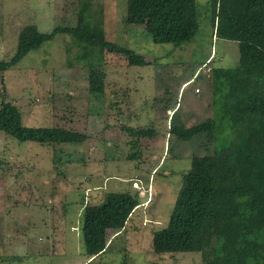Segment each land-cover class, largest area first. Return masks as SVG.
<instances>
[{
    "label": "rangeland",
    "instance_id": "rangeland-1",
    "mask_svg": "<svg viewBox=\"0 0 264 264\" xmlns=\"http://www.w3.org/2000/svg\"><path fill=\"white\" fill-rule=\"evenodd\" d=\"M195 1L198 32L179 48L152 43L150 20L127 17L126 0L91 1L87 19L100 20L106 41L141 55L149 63L145 67L128 66L111 54H104L102 66L87 67L77 58L74 40L56 35L0 73V100L3 94L15 105L24 126L72 130L88 138L52 148L0 132V264H80L82 206L95 205L110 192L136 190L140 205L124 230L107 254L86 264H204L192 253L156 256L151 250L152 234L168 222L190 157L213 150L210 136L179 143L170 139L169 127H191L212 117L211 69L238 62L237 44L213 34L208 0ZM79 4L0 0V61L14 55L27 25L42 33L74 27ZM92 79L102 81L101 96L89 92ZM126 126H152L158 134L142 141L139 159H130L137 149L129 145ZM13 255L25 257L7 263Z\"/></svg>",
    "mask_w": 264,
    "mask_h": 264
},
{
    "label": "trees",
    "instance_id": "trees-1",
    "mask_svg": "<svg viewBox=\"0 0 264 264\" xmlns=\"http://www.w3.org/2000/svg\"><path fill=\"white\" fill-rule=\"evenodd\" d=\"M91 1L79 0L74 27H55L49 33L39 32L35 25L23 27L14 55L0 61V73L56 35L74 40L77 58L87 67L102 66L104 54L123 57L128 66L149 65L134 51L106 41L101 21L87 19ZM206 7L215 37L237 44L238 62L234 68L211 69L212 117L191 127H169L170 139L179 143L199 134L210 136L213 150L190 157L168 222L152 234L151 250L156 256L192 253L204 264H264V0H208ZM126 16L150 20L152 43L175 48L190 43L199 28L195 0H126ZM89 92L101 96L102 81L89 80ZM122 130L132 137L131 148L137 149L130 159H139L142 141L158 135L152 126ZM0 132L19 142L52 148L80 145L88 139L72 130L24 126L18 109L3 94ZM139 205L136 190L110 192L99 205L84 206V255L93 260L107 254ZM5 260L14 263L21 257Z\"/></svg>",
    "mask_w": 264,
    "mask_h": 264
},
{
    "label": "crops",
    "instance_id": "crops-1",
    "mask_svg": "<svg viewBox=\"0 0 264 264\" xmlns=\"http://www.w3.org/2000/svg\"><path fill=\"white\" fill-rule=\"evenodd\" d=\"M147 187H148V185H146ZM145 191V190H144ZM103 200L101 199V201L100 202H98L97 204H95V205H99L101 202H102ZM88 204H86L85 206H87ZM84 208V206H82V209ZM135 211V210H134ZM134 211H133V213H134ZM82 212V211H81ZM132 213V214H133ZM54 249V247L52 246V248H51V250H53ZM38 251V250H37ZM41 255H42V253H41ZM13 257H18V258H20V257H25V256H14L13 255ZM85 258L82 260V262H80V264H86V263H88V262H93L95 259H88L87 258V256H84Z\"/></svg>",
    "mask_w": 264,
    "mask_h": 264
},
{
    "label": "built area",
    "instance_id": "built-area-1",
    "mask_svg": "<svg viewBox=\"0 0 264 264\" xmlns=\"http://www.w3.org/2000/svg\"><path fill=\"white\" fill-rule=\"evenodd\" d=\"M196 92H197V90H196Z\"/></svg>",
    "mask_w": 264,
    "mask_h": 264
}]
</instances>
